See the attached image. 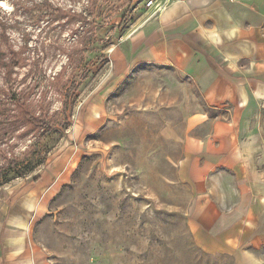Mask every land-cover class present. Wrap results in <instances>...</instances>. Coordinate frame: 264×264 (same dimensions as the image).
I'll return each instance as SVG.
<instances>
[{"label":"rangeland","instance_id":"374dc122","mask_svg":"<svg viewBox=\"0 0 264 264\" xmlns=\"http://www.w3.org/2000/svg\"><path fill=\"white\" fill-rule=\"evenodd\" d=\"M0 2V168L17 163L25 174H12L0 199L66 160L33 232L48 264H234L193 241L189 194L171 183L169 148L139 106L140 76L111 92L103 121L92 118L107 50L144 15V0Z\"/></svg>","mask_w":264,"mask_h":264},{"label":"crops","instance_id":"0c3cea01","mask_svg":"<svg viewBox=\"0 0 264 264\" xmlns=\"http://www.w3.org/2000/svg\"><path fill=\"white\" fill-rule=\"evenodd\" d=\"M148 13L107 50L92 118L103 121L111 92L139 75V106L151 108L169 148L171 183L189 194L193 241L234 264H264V0H174ZM65 161L17 198L0 199V264H48L33 232L63 184Z\"/></svg>","mask_w":264,"mask_h":264},{"label":"built area","instance_id":"2783aa9c","mask_svg":"<svg viewBox=\"0 0 264 264\" xmlns=\"http://www.w3.org/2000/svg\"><path fill=\"white\" fill-rule=\"evenodd\" d=\"M174 0H144V6L148 13L146 19H151L166 12Z\"/></svg>","mask_w":264,"mask_h":264},{"label":"trees","instance_id":"16d2710c","mask_svg":"<svg viewBox=\"0 0 264 264\" xmlns=\"http://www.w3.org/2000/svg\"><path fill=\"white\" fill-rule=\"evenodd\" d=\"M28 164L32 165V162H29L26 165ZM17 165H18L17 163L8 164L7 167L0 168V187L11 180L12 174L16 175L17 177H22L23 175H25L22 171L17 170L18 167ZM27 167L28 169H31V166H27ZM34 180H37V178Z\"/></svg>","mask_w":264,"mask_h":264},{"label":"bare ground","instance_id":"6f19581e","mask_svg":"<svg viewBox=\"0 0 264 264\" xmlns=\"http://www.w3.org/2000/svg\"><path fill=\"white\" fill-rule=\"evenodd\" d=\"M0 7H5V4L3 2H0Z\"/></svg>","mask_w":264,"mask_h":264}]
</instances>
